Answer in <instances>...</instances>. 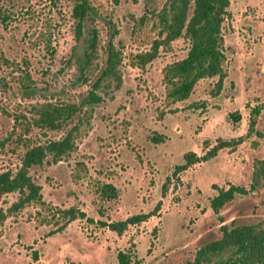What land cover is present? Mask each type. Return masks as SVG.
<instances>
[{
    "label": "rangeland",
    "instance_id": "rangeland-1",
    "mask_svg": "<svg viewBox=\"0 0 264 264\" xmlns=\"http://www.w3.org/2000/svg\"><path fill=\"white\" fill-rule=\"evenodd\" d=\"M89 1L99 56L115 31L121 83L98 87L101 100L87 117L80 110L62 127L47 128L32 122V107L76 102L101 56L79 71L73 0H0V170L15 169L27 144L77 125L68 155L30 167L41 186L39 201L8 210L17 193L0 196V264H119L118 251L129 254L130 264H182L218 236L220 223L264 215V178L248 188L252 161L264 156V0H229L220 90L212 92L216 76L202 77L174 102L164 95L161 68L185 54V38L160 45L143 66L134 63V54L158 35L154 12L163 0ZM253 107L258 112L248 128ZM239 136L212 157L172 172L183 152L201 154L219 139ZM106 183L112 191L103 190ZM230 183L247 192L214 213L209 198L216 186ZM68 207L76 217L63 215ZM146 211L153 213L120 233L103 224Z\"/></svg>",
    "mask_w": 264,
    "mask_h": 264
},
{
    "label": "trees",
    "instance_id": "trees-1",
    "mask_svg": "<svg viewBox=\"0 0 264 264\" xmlns=\"http://www.w3.org/2000/svg\"><path fill=\"white\" fill-rule=\"evenodd\" d=\"M117 3L118 0H112ZM229 0H163L155 9V20L159 26L158 35L152 40L148 50L134 54V63L143 66L157 55L160 45H167L177 37L187 40L185 54L165 63L161 68V81L164 85V95L171 102L185 99L191 92L195 82L202 77L216 76L213 93H217L225 75L223 61L222 21L227 13ZM96 10L89 0H73L71 15L74 19L73 51H76L79 71L88 70L93 58L98 57L97 35L91 25V19ZM113 30V29H112ZM109 32L101 51L100 63L86 91L79 95L78 100L56 103L41 101L32 107V122L37 126L60 128L78 111L87 117L93 106L101 100L97 88L114 81L121 83L118 64L121 51L112 41L113 31ZM84 74V73H83ZM86 79V76H83ZM257 107L251 108L248 116V128L254 123L253 113ZM77 125L73 124L56 138L29 143L25 146L19 164L15 169L0 170V196L8 192H16V199L8 210H16L23 205L41 199L40 184L35 182L29 169L32 165H40L44 161H57L66 156L74 148V135ZM152 138H156L155 136ZM242 136L230 140L219 139L203 153L187 150L183 152V160L174 165L176 173L189 165L215 155L219 148L239 142ZM264 178V156L252 161L250 189L262 182ZM112 185L106 183L104 191H112ZM107 189V190H106ZM247 188L230 183L227 186H216L215 193L209 198V206L214 213L236 194L246 193ZM264 202V195H263ZM68 219L76 217L72 207L61 210ZM153 211L137 212L122 220L110 221L106 224L110 229L120 233L129 223L146 219ZM3 216V213L0 214ZM223 221V219H220ZM218 236L202 242L191 259L182 264H264V215L254 221H236L231 219L218 226ZM119 264H130L126 251H118ZM69 264H73L70 262Z\"/></svg>",
    "mask_w": 264,
    "mask_h": 264
}]
</instances>
